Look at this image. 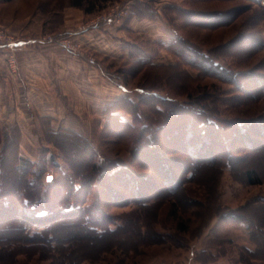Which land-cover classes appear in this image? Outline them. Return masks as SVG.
<instances>
[{"label": "rangeland", "instance_id": "1", "mask_svg": "<svg viewBox=\"0 0 264 264\" xmlns=\"http://www.w3.org/2000/svg\"><path fill=\"white\" fill-rule=\"evenodd\" d=\"M77 2H80L81 6H76ZM125 7H129L130 13L121 23L110 24L102 21L104 17L118 13ZM134 10H140L145 15L139 18H146L137 24L135 32L130 35L129 39L134 44L128 42L130 44L126 58L111 59L107 62L111 67L108 74L119 80L117 86L124 85L127 88L114 97L113 101L123 97L129 98L139 104L138 111L149 115L151 120L155 119L152 112H155L156 107L150 108L143 103H149L152 90L157 89L163 97L173 99L183 106L187 104L191 106L194 101L199 100L209 103L210 99H204L201 95L207 92L206 96L211 93L220 101L211 105L215 113L209 114L219 124L234 120L240 123L256 121L264 125V82L263 86H260L261 83L257 84L259 87L255 90L256 93L261 91V94L249 99L248 96L238 93L231 84L215 77L199 75L195 69L186 66L169 50V45H175L174 40L177 38L183 39L204 53H210L212 49L228 44L235 38L243 37L241 38L243 40L250 38L251 44L244 42L241 44L247 53H251L247 59L243 58L239 62L230 56L214 58L231 71L251 72L262 76L264 81V0L0 2V34L5 36L0 46L11 48L9 45H3L10 37L20 43L22 39L32 38L39 41L38 49H54L57 52L56 56L84 54L88 58V65L94 66L97 55L92 47H86L85 38L80 37V33H86L101 24L125 26L130 18L136 16L132 14ZM185 11L206 15L224 13L232 18V23L219 28L204 27L186 21ZM240 40H237L239 45ZM66 45L71 46L75 52L69 51ZM236 47L237 44L233 49ZM12 49L13 51L8 54L9 66L13 72H20L19 54L16 47ZM133 53H139L143 58L147 57L150 63L179 66L187 70L186 74L178 72L177 77L171 76L169 79L165 74L166 80L157 78L150 70L143 74L134 66L135 61H140L142 57L134 56ZM109 75L106 78L110 79ZM241 80L249 83L245 78ZM185 84L186 87L182 86ZM143 88L150 91L144 92ZM151 101L156 100L151 98ZM108 105L107 103L102 109V116H95L92 119H87L85 115L82 117L81 105L72 115L65 114L69 115V119L40 117L36 113L39 118L28 123L14 120L6 125L0 120L1 130L5 133L8 129L16 128L21 140L25 136L27 143L23 147L21 145L20 157L28 160L26 166L34 171L28 179L32 180L35 173H41L40 181L45 186L48 185L45 182L46 177L48 180L51 177V180L57 182L69 170V163L72 167L78 165L81 156L86 153L84 145L79 140L56 138L58 139L56 144L48 137L47 131L78 133L92 144L96 154L94 160L102 170L101 174L103 172L111 177L116 173L115 169L129 168L138 175L141 189L149 193L150 198L146 201L149 205H136L133 196L118 180L113 183L114 191L117 193L109 194L110 180L99 176L86 205L95 216L101 213L108 217L111 222L110 228L116 230L114 235L95 238L87 234L79 223L63 224L59 229H52L60 239L58 243L45 246L41 243L32 244L30 241L26 243L21 240L15 241L16 243L8 247L12 251L10 249V252L6 253L0 251V264H203L206 261L214 264H264V246L259 243L262 239L258 238L257 244L253 242L247 221L236 220L245 218L251 221L257 217L264 220V155L255 165L260 178L263 179L261 184H247L239 169L236 171L240 174L237 172L234 174L230 166L224 164L222 168L202 169L195 179L190 182L185 180L179 189L170 194L168 189L171 187L165 186L154 169L139 163L133 156L130 136L120 138L118 135L122 134L123 130L122 128L112 130V122L110 127L106 126L108 119L105 111ZM90 106L93 108L92 104ZM168 107L170 104L163 106L164 117L169 116L171 108ZM119 117L129 122L135 119L129 111H120ZM143 117H139L137 128L146 122ZM150 120L149 125L155 129L156 125H152ZM32 122L35 126L28 128ZM256 129V132L254 130L250 132L256 135L259 132L258 128ZM164 132L157 133V138L155 133H151L147 138L151 142L158 139L163 156L173 161L170 166L173 172L170 170L167 172V179L175 178V175L181 173L185 179L187 177L185 167L187 164L192 165L195 158L189 151L184 149L182 151L174 146L181 144L176 138L165 141ZM233 143L232 139L224 145L232 147ZM235 146L242 145L238 142ZM177 149L179 151H175ZM14 154L12 151L7 152L2 162L4 170L10 175L13 173L12 167L19 165L18 159L13 157ZM219 155V151L214 152V156ZM252 160L254 161V158ZM220 163L222 161L217 165ZM117 176L119 180L123 177ZM104 181L107 188L102 186ZM159 192L162 194L158 195ZM13 231L19 235L17 228ZM8 233L2 232V235ZM144 234L145 236L148 234L149 237L144 240L138 238H142ZM16 238L17 236H12V239Z\"/></svg>", "mask_w": 264, "mask_h": 264}, {"label": "trees", "instance_id": "2", "mask_svg": "<svg viewBox=\"0 0 264 264\" xmlns=\"http://www.w3.org/2000/svg\"><path fill=\"white\" fill-rule=\"evenodd\" d=\"M10 1L12 0H0V2ZM75 5L81 6V3L77 2ZM134 12L135 15L139 17H145L140 10H134ZM184 16L186 21L188 20V22L204 27L219 28L232 23V18L224 13L219 15H206L185 11ZM241 38H235L228 44L219 45L212 49L210 53L198 51L183 39L177 38L174 40L175 45H169V50L186 66L195 69L199 75L204 74L220 79L234 86L238 93L248 96L249 99H253L261 94V91L256 93L255 90L259 87L257 84L261 83L262 85L260 86H263V77L251 72L231 71L219 60L214 58L230 56L235 57L239 62L243 58L247 59L251 53H247L241 44L243 42L251 44L250 42L252 41L250 38L246 40ZM237 40H240V45L237 43L239 42ZM236 44V49H233ZM133 55H138L139 58L142 57L139 53H133ZM134 66L137 71L143 74L146 73L147 70H150L153 72V75H156L157 78H163V80H166L164 79L165 74L169 79L171 76L177 77L178 72L186 74L187 71L179 66L150 63L147 57H142L140 61H135ZM165 70H167V72H165ZM189 77L190 80H192V77ZM241 78H245L249 83H245L246 81L242 82ZM177 79L178 78L175 80L177 81ZM182 86L186 87L187 84ZM187 89H189V87ZM142 90L144 92L150 91L148 88H143ZM206 94L207 92L201 95L204 99H210L209 103L199 100L194 101L191 106L188 104L183 106L177 104L173 99L163 97L157 89H154L152 90L151 98L156 101H151L150 98L148 101L150 104L146 102L143 103V105H147L150 108L156 107L155 112H152L155 116V119L152 118L153 120H150V116L143 111L139 112L138 107L140 105L134 103L129 98L123 97L118 99L109 104L106 108L105 114L108 119L106 126L110 127V123L112 122V130L122 128V134L118 135L120 138L130 136L133 156L139 160V163L148 166L150 169H154L160 180L166 184L165 186L171 187L168 189L170 194H172L175 189H179L181 183L185 180L190 182L195 179L198 172L202 169L208 167L222 168L224 164L227 166L229 165L234 174H236V170L239 169L241 174L239 172H237V174L243 176V179L249 185L261 184L263 181L255 165L259 163L256 161L264 155V125L256 121L251 123H240L234 120L229 123L219 124L217 120L210 117L209 114L215 113L214 107H211V105L213 106V104L219 103L220 101L213 97L211 93H208L207 96ZM165 104L166 106L170 104L168 108H171L168 112V117H164L163 106H165ZM120 111H129L132 113L135 118L134 121L129 122L120 118ZM142 116H144L143 118L146 119V122L142 124L140 128H137L139 117L142 118ZM149 120L152 125H156V130L149 125ZM225 124L227 127H224ZM256 128H258L259 132L254 135L250 131L254 130V132H256ZM1 129L2 127L0 124V251L4 253H6V251H12V249L8 247L15 241L20 242L19 240L23 243L28 241L32 244L41 243L45 246L54 242L58 243L60 239L52 229H59L60 225L63 224L79 223L87 234L95 238L114 235L116 230L114 231L110 228L111 222L108 220V217L101 213L95 216L86 205L91 194V189L98 180L96 178L99 176H104L107 180H110L108 181L109 194L117 193L114 191L113 183L118 180L121 182L122 187L133 196L136 205H149L146 204L147 199L150 198L149 193L141 189V181L138 175L129 168H117L115 169L117 170L115 173L116 175L114 174L111 177L103 172L101 174L102 170H100L99 165L94 160L96 154L92 144L76 132L47 131L48 137L56 144L58 143V139L56 138H68L79 140L84 145L86 153L81 156L82 159L78 162L79 164L74 167L70 166L71 163H69L70 165L67 164L69 165L68 171L73 175L66 171L57 182H54V179L49 181L48 177H46L45 182L48 184L46 186L40 181L42 176L41 173H35V178L29 180V175L34 171H31L30 167L26 166V164L29 163L28 160L20 157V135L16 132V128L8 129L5 133H2ZM125 129L126 131H124ZM162 132L165 133L163 136L165 141L167 139L171 140L172 138H176L177 142L179 141L181 144L177 146L175 144L174 146L180 148V150L184 149L189 151L195 158L192 165L187 164L185 167L187 173L185 179L182 178V173L175 175V178L170 177V179H167L166 177L169 170L173 172L170 167L173 161L163 156L161 152L163 149L162 146L158 144V139H154L151 142V140L147 138L151 133H155L157 138V133L161 134ZM160 138H162L161 135ZM232 139L234 141L232 147L224 145L226 142L232 141ZM238 142H240L242 146H235ZM9 151L15 153L13 157L19 161V165L12 167L13 173H11V175L4 170L2 165V162L5 160V155ZM175 151L179 150L177 149ZM217 151H219L221 157L220 155L219 157L214 156V152ZM85 156L87 157L86 160ZM252 158H254V161ZM219 161H222V163L217 165ZM56 166L58 167V165ZM117 175L123 177L119 180ZM104 182L102 186L107 188V183L106 181ZM162 192H159L158 195L162 194ZM236 220L247 221V227L251 234L252 241L257 244L258 238H261L262 240H260L259 243L264 246V242H262L264 241L263 218H252L251 221L245 218H237ZM16 228L19 235H16V231H13V229ZM6 231L9 233L2 235V232ZM11 232L13 234H11ZM12 236H17V238L12 239ZM157 236H159V233ZM148 237V234L146 236L144 234L142 238H138L144 240ZM203 264L214 263L206 261L203 262Z\"/></svg>", "mask_w": 264, "mask_h": 264}, {"label": "crops", "instance_id": "3", "mask_svg": "<svg viewBox=\"0 0 264 264\" xmlns=\"http://www.w3.org/2000/svg\"><path fill=\"white\" fill-rule=\"evenodd\" d=\"M132 14L135 15V12ZM145 19L136 15L122 27L101 24L80 33V37L85 38L86 47H92L97 55L94 66L88 65V58L84 54L56 56L54 49H38L39 41L29 38L22 39L16 47L21 69L20 72H13L8 62L12 47L0 46V120L9 125L14 120L28 123L39 118L38 115L54 119L68 118L81 105L82 117L85 115L87 119H92L102 116L104 106L113 103L114 97L127 89L124 85L117 86L119 80L108 74L111 67L107 62L126 58L128 42H132L130 35L135 32L137 24ZM108 75L110 79L106 78ZM33 126L35 124L32 122L28 128ZM21 141L23 147L27 143L25 136Z\"/></svg>", "mask_w": 264, "mask_h": 264}, {"label": "built area", "instance_id": "4", "mask_svg": "<svg viewBox=\"0 0 264 264\" xmlns=\"http://www.w3.org/2000/svg\"><path fill=\"white\" fill-rule=\"evenodd\" d=\"M128 9H129V7H125L124 9L118 11V13L110 14V15L104 17V19L102 21L105 23H110V24L121 23L122 20H124L126 17L129 16L130 11ZM83 29H85V27ZM81 30H82V28H81ZM4 38H5V36H2L0 34V42H3L2 40ZM5 44L11 46L12 48H15V47L20 45V42L15 41L13 38L10 37L9 40L7 42H4L3 45H5ZM66 46H67L69 51L75 52L71 46H68V45H66ZM91 61L93 62L94 60L92 59Z\"/></svg>", "mask_w": 264, "mask_h": 264}, {"label": "water", "instance_id": "5", "mask_svg": "<svg viewBox=\"0 0 264 264\" xmlns=\"http://www.w3.org/2000/svg\"><path fill=\"white\" fill-rule=\"evenodd\" d=\"M51 180V177L49 178V181Z\"/></svg>", "mask_w": 264, "mask_h": 264}]
</instances>
